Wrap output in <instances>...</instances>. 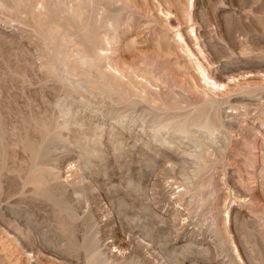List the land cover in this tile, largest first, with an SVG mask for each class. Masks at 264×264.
Wrapping results in <instances>:
<instances>
[{
	"label": "rangeland",
	"instance_id": "obj_1",
	"mask_svg": "<svg viewBox=\"0 0 264 264\" xmlns=\"http://www.w3.org/2000/svg\"><path fill=\"white\" fill-rule=\"evenodd\" d=\"M74 2L0 0V264H264V0Z\"/></svg>",
	"mask_w": 264,
	"mask_h": 264
},
{
	"label": "bare ground",
	"instance_id": "obj_2",
	"mask_svg": "<svg viewBox=\"0 0 264 264\" xmlns=\"http://www.w3.org/2000/svg\"><path fill=\"white\" fill-rule=\"evenodd\" d=\"M117 1V0H116ZM101 2V0H75V2H74V4L72 5V6H70L71 7V17H73L75 20H77V21H79L80 19H81V17L83 18V15H85L86 13V7H88V6H90L91 5V7H93V9H94V14H97V12L98 11H101L102 12V14L104 13V12H106V9H105V7H103V4H101L100 3ZM38 3V2H37ZM108 4V3H107ZM39 5H41V7H44V4H42V3H39ZM110 6V5H109ZM190 6H191V3H190ZM93 9H92V11H93ZM111 10V9H110ZM68 12V11H67ZM69 13V12H68ZM69 15V14H68ZM101 15V14H100ZM108 15V14H107ZM98 16V15H97ZM111 17H112V15H110ZM85 17V16H84ZM90 18V17H89ZM92 18V17H91ZM107 18V17H106ZM105 20H107L105 23H106V25L107 24H109V26H110V19H105ZM84 21V20H83ZM81 22H82V20H81ZM72 23H75V22H72ZM78 23V22H77ZM80 23V22H79ZM84 23V22H83ZM82 24V23H81ZM85 24V23H84ZM75 25H78V24H76L75 23ZM68 26V25H67ZM83 26V25H82ZM86 26V25H85ZM87 27V26H86ZM108 27V26H107ZM81 28V27H80ZM88 29V28H87ZM111 29H113V27H111L110 28V30ZM113 31V30H112ZM60 32V31H59ZM85 32V31H84ZM114 33V32H113ZM113 33H111V34H113ZM87 34V33H86ZM194 36H195V34H194ZM196 37V36H195ZM194 37V38H195ZM176 38H177V41L180 43V44H183V45H185L186 46V44H185V39L183 38V36H182V34H180L179 32L176 34ZM197 38V37H196ZM113 39V38H112ZM106 40V39H105ZM195 40H197V39H195ZM104 41V40H103ZM71 43V42H70ZM85 43V42H84ZM86 44H88V43H86ZM71 46V45H70ZM76 45H74V47H75ZM73 47V46H72ZM188 47V46H187ZM76 48V50L74 49V51H75V56H77V57H79V59L81 60V63H79V62H77V59L75 60L76 62H77V64H82V63H88V65H89V62H91L86 56H88L89 57V55L84 51V50H82L80 47H78L77 48V46L75 47ZM80 48V49H79ZM94 49V48H93ZM103 49V48H102ZM72 50V49H71ZM97 50V49H96ZM95 50V51H96ZM108 50V49H107ZM101 51H104V50H101ZM101 51H99V52H101ZM97 53H98V51H96ZM73 53V52H72ZM93 53H95V52H93ZM108 54V53H107ZM92 56V55H91ZM95 56V55H94ZM98 56H106V55H99L98 54ZM160 57V56H159ZM73 58V57H72ZM89 60V61H88ZM107 60V59H106ZM109 60V59H108ZM93 61V60H92ZM95 61V60H94ZM71 62V61H70ZM72 63V62H71ZM125 64V63H124ZM197 65H199L198 63H196ZM76 65V64H75ZM83 65V64H82ZM92 65V62L90 63V65L89 66H91ZM108 65V64H107ZM109 66H111V65H109ZM83 67V66H82ZM98 67V66H97ZM96 67V68H97ZM126 67H129V66H126ZM198 67V66H197ZM71 68V67H70ZM77 68V67H76ZM88 69V68H87ZM90 69V68H89ZM94 69V68H93ZM114 69V68H113ZM122 69V68H121ZM197 69V68H196ZM198 71H200V76H202V78H203V80H204V83L208 86V85H210L208 88L209 89H211V90H215V91H220L219 89H223L224 90V88H226L225 86H224V84H221V83H216L215 81H213L211 78H209L208 77V75L207 74H204L205 72H204V70H202L201 69V67L199 66L198 67ZM73 70H75V69H73ZM79 70V69H78ZM95 70V69H94ZM93 70V71H94ZM97 70V69H96ZM115 71H117V70H115ZM141 71V70H140ZM70 72H71V70H70ZM88 72V71H87ZM97 73H98V70L96 71ZM96 72H95V74H96ZM123 72V71H122ZM84 73V72H83ZM128 74V73H127ZM141 74V73H140ZM76 75V74H75ZM103 75V74H102ZM122 75V74H121ZM137 75H138V73H137ZM143 75V74H142ZM128 76V75H127ZM144 76V75H143ZM119 77V76H118ZM120 78H121V76H120ZM138 78H139V76H138ZM125 79V78H124ZM137 79V78H136ZM143 79H144V77H143ZM123 80V79H122ZM134 80V79H133ZM129 81V80H128ZM135 81V80H134ZM137 81V80H136ZM90 82V81H89ZM100 82H101V80H100ZM102 83V82H101ZM100 83V84H101ZM106 83V82H105ZM105 83H104V85H105ZM140 83H141V81H140ZM203 83V84H204ZM131 84V83H130ZM150 84V83H149ZM204 84V85H205ZM92 85V84H91ZM106 85H108V84H106ZM110 85V84H109ZM129 85V84H128ZM139 84H137V86H138ZM94 86V85H93ZM110 86H112V85H110ZM99 88V87H98ZM110 88V87H109ZM140 88V87H139ZM207 88V87H206ZM112 89V88H111ZM110 89V90H111ZM133 89V88H132ZM98 90V89H97ZM134 90H136V88L134 89ZM210 90V91H211ZM100 91V90H99ZM118 91V90H117ZM124 91V90H123ZM123 91H122V93H123ZM137 91V90H136ZM142 91V90H141ZM110 92V91H109ZM134 92V91H133ZM138 92V91H137ZM137 92H135V93H137ZM213 93V92H212ZM109 94V93H108ZM110 94H112V93H110ZM140 94V93H139ZM114 95V94H113ZM215 95H216V93H215ZM219 95V94H218ZM221 95V94H220ZM113 97V96H112ZM115 101V100H114ZM150 101V100H149ZM150 102H152V101H150ZM172 102V101H171ZM205 105H207L210 109H214L215 107H214V105L215 104H217L216 103V100H214V99H210V101L208 102V101H205ZM135 105V104H134ZM204 105V106H205ZM206 106V107H207ZM206 107H205V109H206ZM212 107V108H211ZM208 108V109H209ZM207 109V110H208ZM210 109H209V111H210ZM202 110H204L203 109V107L201 108H199V109H197L196 111H195V113H193V114H191V115H177V116H172L171 114H169V115H166V114H164L163 112V114H164V116L163 117H160V116H156V118H154L153 120H152V124L150 123V127H151V129H152V131L154 132V133H159L160 134V132L161 131H164V130H166V131H172V133H174V134H178V135H182L184 138L185 137H191V138H193L194 139V141H195V144H196V147H199V148H203L204 146H207V147H210V145H211V139L214 137V132L216 131V122L214 123L213 122V120H208V119H210V118H208L207 116L208 115H206V112H203ZM169 111V110H168ZM208 111V112H209ZM165 112V111H164ZM166 113H168V112H166ZM202 113L204 114L205 113V115H202ZM162 114V115H163ZM185 114V113H184ZM176 115V114H175ZM205 116V117H204ZM208 119H207V118ZM160 118V119H159ZM164 118V119H163ZM213 118V117H212ZM193 128H196V129H199V130H201L202 131V133H204L205 134V137L204 138H202L201 136H199V135H196V133H195V131L194 130H192ZM197 131V130H196ZM199 133V132H198ZM165 142V141H164ZM163 142V143H164ZM169 143H172V142H169ZM203 152L204 151H198V152H193V153H191V156L192 157H194L195 158V160H198L199 161V166H200V169H203L202 167L205 165H207L206 163V158L204 157V155H203ZM121 153V152H120ZM202 162V163H201ZM204 163V164H203ZM118 243V242H117ZM93 244H94V242H93ZM95 245V244H94ZM105 245V244H104ZM109 245V244H108ZM110 247H112L111 245H110ZM94 251V250H93ZM105 252V251H104ZM108 252H109V250H108ZM109 255V254H108ZM107 258V257H106ZM90 261V260H89ZM120 261V260H119ZM88 263V262H87ZM106 263V259L105 258H103V257H101L98 253H95V254H93L92 255V257H91V263L90 264H105ZM125 263V262H124Z\"/></svg>",
	"mask_w": 264,
	"mask_h": 264
}]
</instances>
